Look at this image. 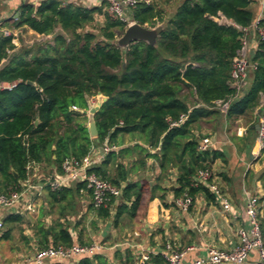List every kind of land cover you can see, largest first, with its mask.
<instances>
[{
	"label": "trees",
	"instance_id": "trees-1",
	"mask_svg": "<svg viewBox=\"0 0 264 264\" xmlns=\"http://www.w3.org/2000/svg\"><path fill=\"white\" fill-rule=\"evenodd\" d=\"M168 1L174 0L140 3L131 15L132 22L148 28L163 25L157 44L140 41L125 49L117 40L128 25L110 16L106 0L99 8L46 0L19 9L14 28L50 38L17 50L12 36L0 37V64L6 60L0 84L16 83L0 89V191L19 192L31 163L46 164L62 176L64 162L80 163L94 143L119 147L128 137L136 144L109 152L99 166L88 170L121 189L124 202L116 210L115 225L124 214L136 216L145 192L142 184L128 179L131 171L124 161L132 160V150L139 151L143 165L147 158L157 159L162 176L178 170L175 200L189 195L194 202L200 193L216 200L207 187L194 185L198 171L211 170L215 153L199 149L204 136H195L194 130L204 119L223 113L227 120L243 119L251 128L264 118V43L259 41L249 57L253 69L238 92L232 71L244 30L256 20L252 0H183L167 16L163 7ZM259 26L264 29V15ZM99 93L106 100L94 115L98 136L92 138L88 99ZM181 117H186L181 125L171 126ZM137 142L158 153H148ZM84 187L78 182L70 189H48L50 207L56 208ZM113 202L96 209L100 218H111ZM20 220L10 216L6 222ZM58 227L50 229L52 246H71L67 229ZM38 234L41 250L49 248L42 225ZM79 264L93 263L83 259Z\"/></svg>",
	"mask_w": 264,
	"mask_h": 264
},
{
	"label": "crops",
	"instance_id": "crops-1",
	"mask_svg": "<svg viewBox=\"0 0 264 264\" xmlns=\"http://www.w3.org/2000/svg\"><path fill=\"white\" fill-rule=\"evenodd\" d=\"M43 1L46 0H0V37L12 36L17 50L25 48L26 42L31 43L29 39H49L31 29L13 26L23 5L37 6ZM62 1L88 8H99L104 2ZM252 9L256 13V20L261 18L264 15V0H252ZM246 38L248 55L251 57L258 48L259 40L253 31H249ZM5 64L6 60L0 64V69ZM104 99L103 96L89 98L90 109ZM260 111L258 109V113ZM89 112L86 113L88 122ZM194 134L210 139L209 150L215 152L211 171L214 182L231 206L229 210L224 209L219 197L208 200L202 193L196 196L189 211L180 210L173 193L178 187V170L172 169L162 176L157 159L147 158L143 165L139 160V151L132 150V160L124 161L131 171L128 179L132 183L142 184L145 192L136 216L130 218L124 214L115 225L116 210L124 202L122 192L114 199L109 220L100 218L93 206L91 193L85 187L79 194L74 193L71 199L52 208L49 205L48 183L60 175L51 172L46 164L31 163L27 178L19 183L16 203L0 211V264H36L34 256L41 250L38 234L41 225L47 231L49 247H54L50 229H59L58 225H61L71 235L72 245L93 248L84 255L48 259L44 264H79L83 259H89L93 264H142L141 257L145 254L155 263L156 258L162 259L168 247L185 251L182 264H191L205 257L210 248L233 249L239 243L238 229L242 226L249 228L245 215L248 196L254 195L260 199L262 219L264 217V149L260 150L258 146V129L256 126L251 128L243 119L227 120L223 113L218 118L204 119ZM135 144L127 137L123 146L116 147L118 150ZM103 146L104 143L93 145L92 158L99 161L95 166L106 158H102ZM143 146L150 154L158 153V149ZM76 183L71 181L61 189H70ZM29 205L34 208L28 210ZM10 216L20 217L21 220L6 222ZM7 232L8 238H5ZM256 258V254L252 253L245 264H254Z\"/></svg>",
	"mask_w": 264,
	"mask_h": 264
},
{
	"label": "built area",
	"instance_id": "built-area-1",
	"mask_svg": "<svg viewBox=\"0 0 264 264\" xmlns=\"http://www.w3.org/2000/svg\"><path fill=\"white\" fill-rule=\"evenodd\" d=\"M109 4L108 12L114 19H118L127 25H131V15L140 3L149 5L152 0H106ZM259 19L255 20L252 26L245 29V36L243 37V47L239 53V58L235 62L232 71L233 85L240 90L246 81L249 79L250 73L253 69V64L250 62L247 47L246 34L253 31L254 35L259 41L264 43V29L259 26ZM14 84H0V89H11ZM98 96V95H97ZM96 104H94L95 106ZM95 108V107H93ZM91 108V109H93ZM222 110L225 112L228 108V103L222 105ZM75 110H77L74 107ZM89 109V111L91 110ZM186 120V117H181L177 123H171V126H179ZM258 146L260 150L264 149V119L259 124L258 129ZM210 139L204 138L200 142L199 149L206 151L209 149ZM93 149V147H92ZM92 149L90 153L78 163L74 160H66L63 164L64 174L48 183V187L52 190H59L62 187H67L69 182L85 183V190H88L92 196V203L95 209L107 208L112 201L118 198L121 194V189L110 182L104 181L93 173H88V170L93 168L98 162L92 158ZM113 150H117L114 145H109L104 142L103 156L104 159L107 154ZM29 168V167H28ZM204 185L211 190L216 197H219L224 209H230V204L226 198L223 197L221 189L214 182L213 173L211 170H200L196 174L194 185ZM19 192L12 191L4 193L0 191V208H9L14 206L17 201ZM176 206L182 211H189L193 206V198L185 195L175 200ZM34 207L29 205L28 210ZM245 215L249 228L244 226L238 229L239 243L231 250H222L218 248H210L205 257L194 260L191 264H245L249 260L252 253L256 254V261L254 264H264V229L262 227V212L260 206V199L257 196H248ZM2 227V222H0ZM93 250L90 247H83L80 245H72L69 247H49L38 251L34 256L36 264H44L48 259L55 258H72L84 255ZM186 255L185 251L178 248L168 247V251L162 255L164 260L162 263H152L148 255H142V264H182Z\"/></svg>",
	"mask_w": 264,
	"mask_h": 264
},
{
	"label": "water",
	"instance_id": "water-1",
	"mask_svg": "<svg viewBox=\"0 0 264 264\" xmlns=\"http://www.w3.org/2000/svg\"><path fill=\"white\" fill-rule=\"evenodd\" d=\"M162 29H163V25H158L155 28H148L138 23H132L131 25L127 26L123 35L117 40V44L119 47L123 49L127 48L129 45L133 43L140 41L155 46L157 44V38L161 34ZM27 83L34 84L32 82H27ZM98 96H102V94L99 93ZM105 100L106 98L104 99V101ZM100 106L101 103H99L98 106L91 109L89 112L88 129L90 136L92 138H97L98 136V130L94 120V115L99 110ZM36 124H38V121H36ZM256 128L259 129V124L256 125Z\"/></svg>",
	"mask_w": 264,
	"mask_h": 264
},
{
	"label": "rangeland",
	"instance_id": "rangeland-1",
	"mask_svg": "<svg viewBox=\"0 0 264 264\" xmlns=\"http://www.w3.org/2000/svg\"><path fill=\"white\" fill-rule=\"evenodd\" d=\"M181 1H183V0H174V1L170 2V3H169V1H168V2H165V3H167V4L163 7V9L165 10L166 15L168 16L170 13H172V12L175 10L176 6H177ZM219 22H220V21H219ZM223 22H225V21L223 20ZM29 41H30L31 43H29V42H26V43H25L26 48H27V47H30L33 43H39V42L43 41V39L40 40V41H38V40H36V39H29ZM262 120H263V119H260V121H259L258 124H260ZM5 209H6V208H3V209L0 208V211H1V210H5Z\"/></svg>",
	"mask_w": 264,
	"mask_h": 264
}]
</instances>
